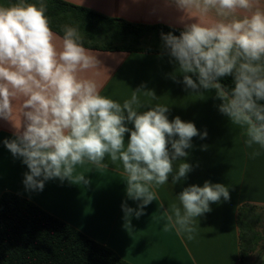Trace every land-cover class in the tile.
<instances>
[{
    "label": "clouds",
    "instance_id": "clouds-1",
    "mask_svg": "<svg viewBox=\"0 0 264 264\" xmlns=\"http://www.w3.org/2000/svg\"><path fill=\"white\" fill-rule=\"evenodd\" d=\"M173 2L183 12L181 23L194 20L184 23L179 36L161 34L163 49L178 65L184 85L193 91L215 90L219 112L243 129L246 147L264 149L261 0ZM46 13L44 0L0 5V118L15 129V138L3 143L27 166L23 184L30 192L43 191L53 179L88 185L78 166L106 169V159L112 165L119 162L126 196L138 202L135 209L122 204L124 218H139L159 199L157 190L170 176L173 185L187 178L192 165L180 158L189 155L185 150L193 147V137L204 139L207 131L200 133L179 116L169 120L166 105L147 106L141 92L157 97L143 85L123 103L102 95L93 72L100 61L84 47L79 28L65 25L63 36H57ZM228 77L234 86L221 82ZM176 198L179 204L165 209V230L193 239L197 218L212 211L210 204L228 201L230 192L224 184L206 180L203 186L184 187Z\"/></svg>",
    "mask_w": 264,
    "mask_h": 264
},
{
    "label": "crops",
    "instance_id": "crops-1",
    "mask_svg": "<svg viewBox=\"0 0 264 264\" xmlns=\"http://www.w3.org/2000/svg\"><path fill=\"white\" fill-rule=\"evenodd\" d=\"M64 1L133 24L183 29L184 23L194 22L181 23L183 12L173 0ZM89 50L100 61V68L93 72L102 85V95L123 103L143 85L157 97L152 99L141 92L140 99L147 106L166 105L169 120L179 116L182 121L193 122L200 133L207 131L204 139L193 137V147L185 150L189 155L180 158L193 170L175 185L170 176L169 183L157 190L159 199L146 206L139 218L132 215L126 221L122 204L126 202L135 209L138 202L126 196L119 162L112 165L106 159V169L91 164L78 166L77 173L86 176L88 185L53 179L45 182L43 191H26L23 180L29 170L22 158L13 157L3 143L15 138V129L11 122L0 118V197L11 192L29 199L130 264H239L237 213L245 204L264 208V149L255 144L246 147L243 129L219 112L221 101L215 90L186 88L178 65L167 54ZM129 135L125 134V143ZM254 152L260 154L254 156ZM206 180L229 187L230 199L210 204L212 211L197 218L193 239L187 234L178 235L175 229L165 230V209L179 204L176 195L184 187L203 186ZM255 259L256 264H264V253L256 254Z\"/></svg>",
    "mask_w": 264,
    "mask_h": 264
},
{
    "label": "trees",
    "instance_id": "trees-1",
    "mask_svg": "<svg viewBox=\"0 0 264 264\" xmlns=\"http://www.w3.org/2000/svg\"><path fill=\"white\" fill-rule=\"evenodd\" d=\"M15 2L0 0V5ZM44 3L52 30L62 37L65 25L78 27L87 49L167 54L161 34L171 32L179 36L183 30L162 24L129 23L64 0H44ZM221 82L227 87L234 86L231 77ZM263 216V207L245 204L239 208V264H256L253 257L264 253ZM0 264L130 263L29 199L5 192L0 197Z\"/></svg>",
    "mask_w": 264,
    "mask_h": 264
}]
</instances>
